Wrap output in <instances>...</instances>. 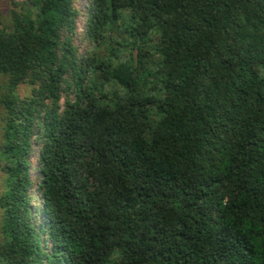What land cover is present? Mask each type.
Returning a JSON list of instances; mask_svg holds the SVG:
<instances>
[{
  "label": "trees",
  "instance_id": "obj_1",
  "mask_svg": "<svg viewBox=\"0 0 264 264\" xmlns=\"http://www.w3.org/2000/svg\"><path fill=\"white\" fill-rule=\"evenodd\" d=\"M25 6L0 23V264H264V0Z\"/></svg>",
  "mask_w": 264,
  "mask_h": 264
},
{
  "label": "rangeland",
  "instance_id": "obj_2",
  "mask_svg": "<svg viewBox=\"0 0 264 264\" xmlns=\"http://www.w3.org/2000/svg\"><path fill=\"white\" fill-rule=\"evenodd\" d=\"M12 1H19L20 3V7H22L21 10H19L17 7H16V10L13 8V5L11 3V0H0V23L2 25H6L8 26L11 22V10H14L16 12H26V9H25V3H26V0H12ZM87 0H76V5L77 7L82 11V14H83V10L85 9V2ZM82 20H83V17L81 16L80 17V20L78 22V32L82 31V27H81V24H82ZM86 44L85 41H81L80 44H79V51L81 53L84 52V45ZM92 49V46H89V50ZM5 77H2L0 75V93L2 92V89H3V86L5 85ZM29 90H30V87L27 86V85H20L18 86L14 91H13V94L16 95V96H25L29 93ZM0 115H1V110H0ZM0 189H1V183H0Z\"/></svg>",
  "mask_w": 264,
  "mask_h": 264
},
{
  "label": "clouds",
  "instance_id": "obj_3",
  "mask_svg": "<svg viewBox=\"0 0 264 264\" xmlns=\"http://www.w3.org/2000/svg\"><path fill=\"white\" fill-rule=\"evenodd\" d=\"M87 2V1H86Z\"/></svg>",
  "mask_w": 264,
  "mask_h": 264
}]
</instances>
